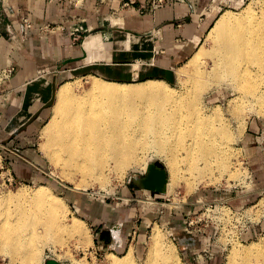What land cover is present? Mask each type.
Masks as SVG:
<instances>
[{"label":"bare ground","instance_id":"6f19581e","mask_svg":"<svg viewBox=\"0 0 264 264\" xmlns=\"http://www.w3.org/2000/svg\"><path fill=\"white\" fill-rule=\"evenodd\" d=\"M206 37L213 42L212 49L201 46L185 70L187 73L195 69V74L188 78L192 84L189 97L156 79L128 84L95 78L83 97L76 95L71 81L61 84L52 105L53 115L43 129V148L62 167L64 175H80L85 186H105L110 179L107 171L122 174L140 167L145 154L155 150L169 167L174 189L182 182L194 187L192 191L202 182H218L216 171L225 172L231 165L223 155L232 146L224 140H233V136L226 130V121L220 127L214 124L224 117L221 106L207 111L198 104L203 101L202 92L215 82L235 91L236 96L229 102L234 103L238 116L244 110L264 115V1L258 2V6L248 5L240 14L229 10L222 13ZM205 54L210 61L203 63ZM230 156L228 153L227 158ZM218 160L222 162L216 164ZM33 192L34 196L28 199L25 191L21 193L25 206L51 219L45 231L53 240L54 218L60 212L67 213V202L48 185L38 184ZM12 198L0 196V203ZM27 215L24 210V223ZM64 220L65 216L59 220L60 230L89 240L81 218L67 224ZM161 233L159 229L153 232L146 264H179L176 251L165 245ZM1 236L11 264L41 263L43 241L36 230L7 219L0 227ZM254 255L256 258L250 259ZM229 256L228 264H238L239 258L245 260L243 264H264V248L258 244L235 245ZM133 263L129 251L122 259L109 258L108 264Z\"/></svg>","mask_w":264,"mask_h":264},{"label":"crops","instance_id":"0c3cea01","mask_svg":"<svg viewBox=\"0 0 264 264\" xmlns=\"http://www.w3.org/2000/svg\"><path fill=\"white\" fill-rule=\"evenodd\" d=\"M131 1L0 0V71L16 68L0 84V142L45 114L58 85L74 77L118 83L175 80L221 10L216 0H166L156 12L142 14L148 0ZM24 18L31 27L22 32ZM76 29L81 31L74 36ZM145 192L134 183L125 189L124 207L107 204L104 213L91 215L94 253L130 249L132 243L143 247L149 225L161 217L146 205L132 208L133 196ZM193 204L185 207L195 209ZM175 215L171 210L166 217ZM262 226H253L245 237L257 236ZM210 235L184 236L186 259H199L192 250L217 256L220 249L209 246Z\"/></svg>","mask_w":264,"mask_h":264},{"label":"rangeland","instance_id":"374dc122","mask_svg":"<svg viewBox=\"0 0 264 264\" xmlns=\"http://www.w3.org/2000/svg\"><path fill=\"white\" fill-rule=\"evenodd\" d=\"M228 1L216 0V6L221 8L217 19L228 10L240 14L248 5L256 4L258 6V2L264 0H245L239 5L234 4L236 2L229 3ZM206 38L193 55L179 66L175 80L160 81L167 83L182 95H190L192 84H190L191 81L188 78L195 74V69L187 73H185V70H188L190 59L199 51L201 46H204L208 51L212 49L213 42H208ZM202 59L204 60H202L203 63L210 61L207 54ZM95 78L92 76L74 77L67 81L72 82L76 95L83 97L90 89ZM140 82L144 81L128 84ZM63 83L65 81L60 85ZM210 84L211 86L202 92L203 101L198 104V107H206L205 110L208 111L215 106H221L224 117L220 122L215 121L214 124L220 127L221 123L226 121L229 125L226 130L229 132L230 137L233 136V140H224L226 145L228 143L232 146V149L223 155V158L231 165L228 168L229 171L221 173L216 171L218 182L215 180L212 181L213 183L202 182L193 191L194 187L192 188L186 182H182L174 189L170 183L171 172L169 167L162 156L156 154L155 150L148 151L145 154L147 158H143L144 164L140 167H133L122 174L107 171L110 179L105 186H100V183L85 186V182L80 175L67 172L69 179L64 175L62 167L57 166L51 160L48 151L43 148L45 142L43 129L54 112L53 106H51L47 107L45 114L40 116L39 119L34 122L32 120L18 133L11 136L7 143L0 142V196L13 197L9 202L0 203V227L7 219H11L22 222L26 229L36 230L43 241L41 243L42 261L40 264H46L47 261L52 259L64 264H108L109 258L122 259L129 251L132 253L133 264H146L151 238L155 229L162 232L165 245H169L176 251V260L179 264H228L229 255L235 245L250 247L258 244L264 248V115L251 114L244 110V114L241 117L238 116L234 103L229 102L236 96L235 91L227 85H218L215 82ZM246 118L247 120H245ZM224 135L226 136L227 132ZM228 153L232 155L230 159L227 158ZM218 162L221 163L222 160L215 163ZM151 163L167 170L169 183L168 190L164 194H155L146 190L144 194L139 193L133 196L135 200L133 201V209L138 210V205L142 204L161 213L159 220L157 222L154 220L149 225L143 247L137 248L136 243H132L130 249L94 253L93 224H95V219L91 215L104 213L103 207L107 204L115 205L117 208L124 207L125 189L134 185V179L145 176ZM259 178L260 183L256 184V179ZM38 184L50 186L66 200L68 205L67 213L60 212L54 218L56 223L54 233L56 235L54 234L55 238L53 240L47 237L45 231L51 219L41 216L38 212L33 213L30 207L25 206V197L21 196V193L25 191L28 195L27 199L33 197L34 188ZM252 195H254V198H248ZM188 203H194L193 206L196 208L187 209L185 205ZM204 204L206 208L213 205L214 212H205ZM24 210L28 212L26 223H24L23 218ZM171 210L175 211L176 215L175 218L168 219L166 216ZM162 215L165 216L162 217ZM63 216H65L64 223L66 224L72 223L76 217L81 218L90 236H88L89 240L65 232L63 228L60 230L59 220ZM244 219H251L250 222L253 226L263 223L262 230L257 236L251 239H247L243 235L239 236L242 231L238 227V222L243 225ZM190 221L194 222L195 229L201 230L206 222L211 223L206 227L204 233L195 231L193 234L207 236L211 233L207 239L209 246L215 247L218 251L220 249V254L218 253L216 256L212 253L206 254L199 250H192L193 255L199 257V259H186V254L182 251L185 247L182 244V239L184 236L192 234L184 233L183 228ZM23 231L25 230L23 229ZM256 256L254 255L250 259H255ZM11 262V256L7 248L4 247L1 236L0 264H11ZM244 262L243 258L238 259V264Z\"/></svg>","mask_w":264,"mask_h":264},{"label":"built area","instance_id":"2783aa9c","mask_svg":"<svg viewBox=\"0 0 264 264\" xmlns=\"http://www.w3.org/2000/svg\"><path fill=\"white\" fill-rule=\"evenodd\" d=\"M80 1H82V0H80ZM242 1H245V0H238V1L229 0L228 2L229 3L236 2L234 4H238L239 5ZM129 3L135 4L136 0L135 1H131ZM165 4H166V0H148L146 6L143 7L142 9H140V11H141L142 14H144V13H154L158 9L162 8ZM30 27H31V24H30L29 19L24 18V22H23V24L21 26V31L24 32L26 29H28ZM80 31H81V29H76L74 31V36H77V33H79ZM2 38L3 37L0 35V44H1ZM15 71H16V68L14 66H9V67H6V68L2 69L0 71V84L9 81L12 78V76L14 75ZM205 206L206 205L204 204L205 212H209V213L210 212H214L213 205H210V208H206ZM219 213H220V211H219ZM232 213H233V209H232ZM242 216H244V215H242ZM208 218H209V216H208ZM212 220H214V219L212 218ZM250 220L251 219H244L243 225L241 224V222L237 221L239 223L238 227H240V230L242 231L239 236L243 235L245 237V235L249 232L250 228L253 227V225L251 224ZM210 224L211 223L206 222L205 225L203 226L202 230H201V229H198V228L195 229L194 222L190 221L183 228V232L187 233V234H193L195 231L196 232H200V233H204L206 227H208ZM215 226L217 228H219L217 224H215Z\"/></svg>","mask_w":264,"mask_h":264},{"label":"water","instance_id":"95a60500","mask_svg":"<svg viewBox=\"0 0 264 264\" xmlns=\"http://www.w3.org/2000/svg\"><path fill=\"white\" fill-rule=\"evenodd\" d=\"M56 99V92L51 101L45 105V107H51ZM134 183L145 190L151 191L155 194H164L167 190L168 172L165 168L151 163L148 166L146 175L141 178L134 179ZM46 264H64L55 259L49 260Z\"/></svg>","mask_w":264,"mask_h":264}]
</instances>
